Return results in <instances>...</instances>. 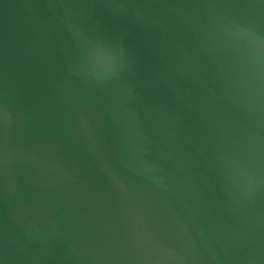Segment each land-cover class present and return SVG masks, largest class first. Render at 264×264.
I'll return each instance as SVG.
<instances>
[{
  "label": "water",
  "instance_id": "water-1",
  "mask_svg": "<svg viewBox=\"0 0 264 264\" xmlns=\"http://www.w3.org/2000/svg\"><path fill=\"white\" fill-rule=\"evenodd\" d=\"M0 264H264V0H0Z\"/></svg>",
  "mask_w": 264,
  "mask_h": 264
}]
</instances>
